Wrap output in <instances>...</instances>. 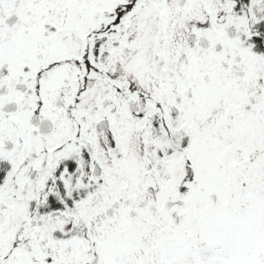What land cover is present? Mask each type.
<instances>
[{"label": "snow or ice", "instance_id": "snow-or-ice-1", "mask_svg": "<svg viewBox=\"0 0 264 264\" xmlns=\"http://www.w3.org/2000/svg\"><path fill=\"white\" fill-rule=\"evenodd\" d=\"M0 264H264V0H0Z\"/></svg>", "mask_w": 264, "mask_h": 264}]
</instances>
